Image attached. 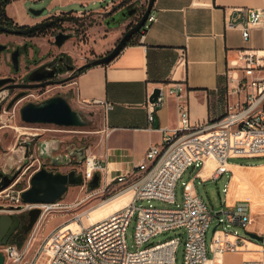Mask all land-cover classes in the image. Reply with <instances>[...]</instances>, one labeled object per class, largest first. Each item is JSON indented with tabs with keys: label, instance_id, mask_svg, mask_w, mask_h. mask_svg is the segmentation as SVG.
I'll return each instance as SVG.
<instances>
[{
	"label": "built area",
	"instance_id": "1",
	"mask_svg": "<svg viewBox=\"0 0 264 264\" xmlns=\"http://www.w3.org/2000/svg\"><path fill=\"white\" fill-rule=\"evenodd\" d=\"M234 12L235 16H227L226 26L240 29L243 40L248 42L252 29L264 20V7L237 8ZM156 21L152 13L145 28L148 29ZM224 88L226 113L223 117L206 125L193 126L190 110L180 105L178 130L166 137L161 146L151 147L146 160L131 172L110 180L105 162L96 156H86L80 168L75 169L83 176L82 187L88 188L95 175H101L100 188L94 190L86 200L93 198L96 193L108 198L105 202L123 196L129 197L128 202L97 221L85 217V212L74 216L72 221L53 230L32 260L26 263L33 247L32 242L0 248L5 256V264H38L44 254L46 264H177V253L182 242L185 245L183 264H226V254L241 252L259 255L258 258L243 260L242 264H264V243L251 241L247 236H239L237 231L227 230L231 226H239L248 232L253 215L251 203L247 200H238L232 207L213 214L197 194L194 182H188L185 185L183 206L179 209L138 206L140 201L145 200L176 204V188L187 170L201 162L197 177L203 180L201 172L211 159L217 165L210 177L211 181H219L228 173L231 175L224 188L227 196L234 174L230 160L264 158V50H239L229 61ZM160 89L157 101L148 106L150 123L154 121L157 109L169 97L182 98L187 91L181 83ZM112 109V105H106L107 111ZM85 201L75 205H65L62 201L54 204H25V209L41 210L34 231L47 214L78 208ZM135 216L137 247L136 251H131L127 232ZM214 220L218 224L213 234V255L209 257L207 232ZM72 223L78 224L79 230L69 231L58 239V246L48 250L49 242L58 236L64 226ZM176 230H182L184 235L162 243H151L157 236ZM248 243L262 250H250Z\"/></svg>",
	"mask_w": 264,
	"mask_h": 264
},
{
	"label": "crops",
	"instance_id": "2",
	"mask_svg": "<svg viewBox=\"0 0 264 264\" xmlns=\"http://www.w3.org/2000/svg\"><path fill=\"white\" fill-rule=\"evenodd\" d=\"M118 1L11 0L6 15L19 27H32L53 17L86 11L105 14ZM30 6L46 8V12L34 17L29 13ZM263 7L264 0H156L152 13L157 21L139 38L138 44L126 47L110 64L89 68L78 76L70 86L77 109L102 114V127L97 134L101 135L99 141L105 150L99 159L107 165L110 180L136 169L146 160L151 147L161 146L166 137L178 130L180 105L190 110L193 126L212 123L225 115L224 85L229 61L241 49L264 50V20L252 29L249 41L245 42L240 29L227 28L226 18L235 16L237 8ZM129 28L131 22L125 21L105 30L102 39L109 38L106 42L90 29L87 47L93 52V58L110 53ZM33 41L39 43L37 39ZM177 83L185 85V95L169 97L150 123L147 110L153 91ZM108 104L113 106L111 111L106 110ZM244 166L231 163L236 174L233 181H238L237 174ZM198 172L194 178L208 183L211 176L202 180L197 177ZM260 189L254 187L248 201L253 211L262 215L264 188L262 192ZM229 194L223 210L237 202L230 205ZM252 226L254 219L248 232L264 234V228L256 231ZM248 248L262 250L253 243H248ZM258 257L255 253L241 252L228 253L224 259L226 264H242L245 259Z\"/></svg>",
	"mask_w": 264,
	"mask_h": 264
},
{
	"label": "rangeland",
	"instance_id": "3",
	"mask_svg": "<svg viewBox=\"0 0 264 264\" xmlns=\"http://www.w3.org/2000/svg\"><path fill=\"white\" fill-rule=\"evenodd\" d=\"M125 2L126 0H119L118 2H115L105 14L86 11L81 14L71 15V17L75 19L68 21L66 24L67 27H70V25L75 27L72 29L67 28L70 31L67 33H75V38L67 42L61 48V51L65 52L71 57L75 67L80 68L83 64H87L95 60L93 58V52L87 47V37L90 34V29L95 30L93 33L96 32L98 39H102L105 35L104 31L113 27V24L111 26H107L106 22L111 20V18L121 10L128 7L132 10L136 9L138 11L137 15L125 20L126 22L130 21L131 27H133L145 13L149 0H129L126 4ZM37 7L38 6H30V8L33 9H41ZM110 12L112 13L109 14ZM108 39H102L101 41L106 42ZM0 40L11 42L21 39L0 35ZM37 40L43 46L42 48L44 51L50 48L52 45V42L50 45H47L46 40ZM101 41H98V44L101 43ZM71 84L72 82L61 84L59 86H50L45 90L42 98L50 99L57 96L65 98L74 110H77L82 114L83 119L87 122V126L82 128H66L55 125H29L21 120L20 109H17V111H15L16 113L4 114L0 123V128L2 127L0 129V166L3 167L5 171L11 172L12 169H18L24 164V167L22 168H24L25 172L32 165L35 159L33 158L32 161L31 156H29V162L25 164V161L27 160V150L25 147L29 145L36 146L41 141L58 142V149L52 152V157L41 160V163L45 164V168L49 171L60 172L64 174L80 168L82 162L78 151L82 150L84 156H96L97 158H99L100 153L104 152L105 149L102 143L99 141L101 135L97 134V132H99L102 127V114L101 112L85 113L81 110H78L74 102V90L71 89ZM32 94L37 95L38 92L35 91ZM56 157L60 158L62 162L60 165L53 164L52 158ZM66 158L69 161L64 164L63 162L66 160ZM230 162L233 164L245 165L240 169V172L243 176L241 180L237 182L232 180L231 183L229 194L231 195V198H229V204L233 205L238 200L248 201V198L252 195V193H254V187L257 189L262 187L264 188V158H233L230 160ZM39 165L40 163L37 162L36 165L32 167V169L35 170L39 167ZM207 166L208 168L211 166L216 168L217 165L215 160L211 159L207 163ZM201 167V162L195 164L194 167H191L189 170H187L182 179L178 182L176 188V204L171 205L158 200H145L140 201L138 206L179 209L183 206L185 185L188 182H194L197 194L208 206L210 211L213 214L223 212L226 198L224 188L227 185L231 175L228 173L225 174L219 181L209 180L208 183L204 184L201 182V180L194 178L195 173L198 172ZM233 173V177H235L236 174L234 170ZM212 174H210V176ZM30 175L31 171L28 170L25 175L17 178V180L7 188V191L0 190V205L9 206L21 204L18 202L22 200V198L18 195V192L28 188L30 185ZM13 190H15L17 193H12L11 191ZM93 192L94 191L90 190L89 188H83L82 186H71L61 201L65 205H75L77 202L85 201L86 198ZM9 193H11V196L7 197ZM13 196L15 198H12ZM107 199L108 198H103L100 194L96 195L95 193L93 198L86 200L78 208H74L72 210H63L60 213L54 212L47 214L43 221L37 228H35L28 238L27 243L32 242L33 247L31 249L30 255L28 258H26L24 263L32 260L39 248L45 243L47 236L53 230L65 223H69L72 221L74 216L99 206ZM25 206L26 205L24 204V207ZM115 210L116 209L114 207H109L106 210L94 212L95 216L92 220H100L113 213ZM252 215L254 219V226H252V228H254L256 231L264 228V214H257L252 209ZM84 223H86V221H84ZM217 224L218 221L214 220L207 232V248L209 257H212L214 251L213 231L217 227ZM136 226L137 216L132 219L127 232V242L131 251H136L137 247L135 240ZM77 229L78 224L69 226L67 225V227L63 229L64 234L55 239L50 249L52 250L55 246H58L59 238L64 237L69 231H76ZM227 230L231 232L237 231L239 236L246 237V230L239 226H231ZM179 235L183 236L184 232L182 230L170 231L157 236L151 241V243H162ZM259 235L264 236V234ZM184 255L185 245L184 242H182L177 253V264L184 263ZM46 263L47 259L46 255L44 254L40 257L38 264Z\"/></svg>",
	"mask_w": 264,
	"mask_h": 264
},
{
	"label": "water",
	"instance_id": "4",
	"mask_svg": "<svg viewBox=\"0 0 264 264\" xmlns=\"http://www.w3.org/2000/svg\"><path fill=\"white\" fill-rule=\"evenodd\" d=\"M156 0H149L147 9L145 13L142 15L140 20L128 31L124 34L119 43L115 46V48L108 53L106 56L97 58L84 66L79 68V73L82 72L83 69H89L92 67L104 66L110 64L116 57H118L123 51L124 47L128 43V41L143 31L145 25L153 12L154 5ZM46 12V8L41 9H29V13L34 17H41ZM136 9L125 8L121 10L119 13L114 15L111 20L106 22L107 26H117L121 23H124L128 18H132L136 15ZM52 22L48 20H44L32 27L26 28H7L5 26L0 25V32H3L12 36H21L28 37L38 31L44 30L50 26H52ZM71 38L70 35H58L56 37V45L58 47L63 46V44ZM20 48L18 47L11 54V60L14 68L17 70L20 59ZM6 45L0 44V54L6 52ZM55 74H51L49 76L43 78L33 79L34 81H43L52 79ZM73 78H67L62 82H57L58 84H66L72 82ZM4 82H1L3 84ZM56 82L50 81L43 85L31 86V88H39L44 86L54 85ZM161 93L160 88H156L152 95L149 98L150 103H155ZM23 94H20L16 97V100L21 98ZM21 120L29 125H55L58 127H66V128H82L87 126V122L83 119L82 114L74 110L69 102L61 97H52L50 99L45 100L42 103L34 104L29 103L24 106L20 112ZM58 142H50L44 141L40 144L39 154L43 159H49L52 157V152L58 149ZM81 157V162L84 161L86 156H84L83 151H78ZM54 165H60L62 162L60 158H52ZM69 160L63 162L67 163ZM22 168L18 170H14V174H7L0 167V190H4L11 186L18 176L20 175ZM84 179L82 174H78L76 170H73L67 174L49 171L46 168L41 169L37 172L30 181V188L22 193V200L24 204L38 205V204H54L62 200V198L67 194L69 188L71 186H83ZM101 186V175L96 174L94 179L89 183L88 188L92 191L100 188ZM31 221L29 225V229H31L39 220L41 216L40 209H33L30 211ZM7 216H4V219ZM216 228L213 233H215ZM246 236L249 237L251 241L257 243H264V236H261L256 233L247 232ZM0 264H5V256L3 252H0Z\"/></svg>",
	"mask_w": 264,
	"mask_h": 264
},
{
	"label": "flooded vegetation",
	"instance_id": "5",
	"mask_svg": "<svg viewBox=\"0 0 264 264\" xmlns=\"http://www.w3.org/2000/svg\"><path fill=\"white\" fill-rule=\"evenodd\" d=\"M48 21L53 23L52 26L38 31L28 37L12 36L3 32L0 33V35H5L6 37L9 36L15 39H21L11 42L0 40V44L6 45L8 48L6 52L0 54V123L4 114L16 113L15 111H17V109H20L21 112L22 108L29 103L39 104L47 100L43 99L42 96L45 93V90L50 86L39 88H31V86L43 85L50 81L56 82L51 86H59L61 84H58L57 82H62L68 77L73 78V83L80 75L78 71L79 68L75 67L71 57L65 52L61 51V48L67 42L75 38V33L68 34L67 32L70 31L67 28L72 29L75 26L70 25V27H67L66 23L68 21L64 20L63 16L53 17L48 19ZM58 35H70L71 38L66 41L63 46L58 47L55 41ZM34 39H47L46 44L50 45L52 42V45L50 48L44 51L42 48L43 46L40 43L34 42ZM18 47L21 48L19 65L18 69L16 70L11 60V54ZM51 74H55L52 79L43 81L33 80L37 78H43ZM1 82L4 83L1 84ZM35 91L38 92L37 95L32 94ZM20 94H23V96L16 100V97ZM42 142L44 141L39 142V144L36 146L29 145L25 147L27 150V160L25 161V164L29 162V156H31L32 161L33 158L35 159L32 165L25 172L24 168H22L24 167V164L18 168H22L18 178L22 175H25L27 171L30 170L31 181L32 177L37 172L45 168V164L41 163V160L44 159L40 157L39 154V147ZM37 162L40 163V165L38 168L33 170L32 167L35 166ZM1 168L4 170L3 167ZM18 169H12L11 172L4 171L7 174H14V170ZM29 188L30 185L28 188L19 191L18 195L21 197L22 193ZM4 190L7 191V188ZM11 192L17 193L15 190ZM10 196L11 193L7 195V197ZM12 198L15 197L13 196ZM18 202L21 204L9 206L0 205V248L12 244L23 246L28 241V238L35 227L34 225L31 229H29L31 210L27 211L25 209L23 200ZM4 216H7V218L4 219Z\"/></svg>",
	"mask_w": 264,
	"mask_h": 264
},
{
	"label": "bare ground",
	"instance_id": "6",
	"mask_svg": "<svg viewBox=\"0 0 264 264\" xmlns=\"http://www.w3.org/2000/svg\"><path fill=\"white\" fill-rule=\"evenodd\" d=\"M214 169H215V167H213V166H211L210 168H208V166H207L206 169L201 172V176L204 177V178L208 177L210 174H212ZM242 177H243L242 174L238 172L237 180L238 181L241 180ZM262 188L260 189L261 192H262ZM263 193H264V190H263ZM128 200L129 199L126 196H123L121 198L105 202V203L100 204L99 206H97V207H95L93 209L88 210L87 212L84 213V215H85V217H90L91 219H93V217L95 216L94 212H98L99 210H106L109 207H114L116 210H118L119 208L123 207L128 202ZM77 230H79V225H78V229ZM57 237H59V235ZM57 237L53 238L50 241V243L48 244V250H51L50 247L52 246V243L55 241V239Z\"/></svg>",
	"mask_w": 264,
	"mask_h": 264
},
{
	"label": "trees",
	"instance_id": "7",
	"mask_svg": "<svg viewBox=\"0 0 264 264\" xmlns=\"http://www.w3.org/2000/svg\"><path fill=\"white\" fill-rule=\"evenodd\" d=\"M129 0H126L125 4L128 2ZM11 3V0H3L0 1V25L5 26L7 28H26V27H19L18 25H16L7 15H6V7ZM112 12H110L109 14H111ZM138 13V11H137ZM136 13V15H137ZM64 20L66 21H71L74 20L75 18L71 17V16H63ZM147 31V28H145L143 30V32H140L139 34H137L136 36H134L133 38H131L128 43L126 44V46L124 47V49L130 45H134V44H138L139 43V38L141 37V35L143 33H145ZM2 33V32H0ZM123 49V50H124ZM87 69H83L81 73L85 72ZM80 73V74H81Z\"/></svg>",
	"mask_w": 264,
	"mask_h": 264
}]
</instances>
